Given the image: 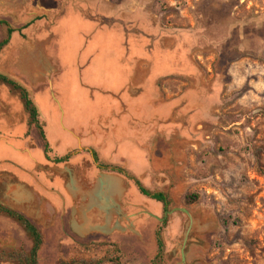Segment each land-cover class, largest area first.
Wrapping results in <instances>:
<instances>
[{
    "label": "rangeland",
    "instance_id": "obj_1",
    "mask_svg": "<svg viewBox=\"0 0 264 264\" xmlns=\"http://www.w3.org/2000/svg\"><path fill=\"white\" fill-rule=\"evenodd\" d=\"M76 12L91 19L103 17L100 12L113 15V28L120 33L101 34L97 44L111 53L130 46L178 49L177 55H154L188 68L181 73L180 67L170 65L158 83L160 99L190 96L193 91L194 109L202 106L189 114L192 147L187 166L181 164L183 152L172 151V158L162 162L165 176L183 178L187 171L189 199L181 201L193 216V226L185 260L181 248L189 220L177 212L160 223L164 251L155 264H264V0H0V20L8 25H0V42L8 28L22 36L16 55L9 53V44L1 51L0 73L27 87L57 154L63 153L57 138L65 136L63 122L52 119L54 112L62 117L55 56L73 50L77 30H91L78 27L74 17L62 19ZM150 62L142 57L136 61L140 80L150 72ZM10 96L20 101L11 92ZM38 142L42 143L37 134L34 144ZM7 175L0 171L1 203H7L8 188L16 183ZM175 208L170 204L168 211ZM177 218L181 223L176 233ZM5 228H11L17 242L26 238L18 222L0 216V229ZM166 231L170 238L166 239ZM53 237L38 254L40 264H54L57 239ZM105 245L80 246L76 257L66 262L115 264L109 262L119 260L117 248L99 255L98 247ZM128 250L127 255L122 252L123 263L136 260ZM16 253L27 252L24 246L0 241V264H13L10 256Z\"/></svg>",
    "mask_w": 264,
    "mask_h": 264
},
{
    "label": "crops",
    "instance_id": "obj_2",
    "mask_svg": "<svg viewBox=\"0 0 264 264\" xmlns=\"http://www.w3.org/2000/svg\"><path fill=\"white\" fill-rule=\"evenodd\" d=\"M100 13L103 17L99 19L83 17L79 12L66 13L62 18L74 17L78 27L91 28L77 30L73 50L59 58L55 56L62 117L54 112L52 119L57 124L63 122L65 137L57 138L62 154H57L51 144L40 110L39 122L45 139L35 125H29L22 103L12 99L7 87L0 86V171L16 181L8 188L7 203L0 204L23 215L41 232L43 245L39 255L48 238L55 236L54 264L74 259L80 246L98 243H106L105 247H98L99 255L101 251L106 253V249L117 248L119 261L123 260L122 252L127 255L128 249H132L129 254L136 260L127 263L121 260V264H152L158 254L156 233L162 225L147 212L162 218L164 206L142 195L134 180L113 172L111 167L124 169L148 191L164 193L170 204L182 208L181 200L188 196L187 171L183 178L165 176L162 162L165 164L172 158V151L183 152L181 164L187 166L192 147L189 114L202 106L194 109L192 90L190 96L160 99L158 83L170 65L180 67L181 73L188 68L154 55H177L178 49L149 51L130 46L126 51L118 49L111 53L109 48L97 45L98 36L120 31L113 28V15ZM21 37L19 33L12 35L9 53L16 55ZM140 57L151 61L150 72L141 80L136 75L140 65L136 61ZM28 66L32 71L31 62ZM167 120L170 122L165 123ZM36 133L42 142L37 145ZM68 155L67 161L56 162ZM100 164L109 168L102 169ZM180 223L179 218L174 220V232L177 233ZM167 235L166 239L171 233ZM16 238L11 228L0 229L2 243L24 246L29 253L33 243L27 235L23 242H17ZM38 262L42 259L38 258Z\"/></svg>",
    "mask_w": 264,
    "mask_h": 264
},
{
    "label": "trees",
    "instance_id": "obj_3",
    "mask_svg": "<svg viewBox=\"0 0 264 264\" xmlns=\"http://www.w3.org/2000/svg\"><path fill=\"white\" fill-rule=\"evenodd\" d=\"M0 25L8 26L7 23L3 22V21H0ZM13 32H14L13 29L8 28L7 38L0 43V53L4 49V47L8 45ZM0 86L8 87L11 93H13L14 95L19 97V99H20V101L24 107L25 112L28 114L29 125L30 126L35 125L37 127V129L40 131L41 138L45 139L43 126L39 122V110H38L37 106L35 105V103L33 102V100L30 98V95L27 92V90L23 86H21L19 83H17L16 81H13L9 77H7L1 73H0ZM47 151H48V146L46 145L45 152L47 153ZM93 155H94L95 161L98 162L96 154L94 153ZM69 157H70V155H68L62 159H56V162L60 163L63 161H67V159H69ZM99 167L102 169L109 168V166L102 165V164H100ZM111 170L113 172L123 174V175L127 176L128 178L134 180L136 186L138 187V189L142 195H144V196H146L152 200H155L157 202L162 203V205L164 206V211L169 210L170 202H169V199H168L166 194H164V193H153V192L148 191L138 180L132 178L122 168L111 167ZM187 199H189V196L187 197ZM0 215L6 216L7 218H10V219L18 222L20 224V226L22 227V229L24 230V232L26 233V235L28 236V238L33 243V247L28 254L27 253H16V254H12L10 256L12 262H14L13 264H39L38 252L40 251V249L43 245V236H42L41 232L23 215L15 212L14 210H12L10 208L5 207L2 204H0ZM160 231L161 230H159L156 233V239H157V245H158V254L156 255V257L152 261V264H155L158 260L161 259V256H162L163 251H164V243H163V240L161 238ZM110 262H113L115 264H121L119 260H114V261L111 260ZM72 263L73 262L60 261L58 264H72Z\"/></svg>",
    "mask_w": 264,
    "mask_h": 264
},
{
    "label": "water",
    "instance_id": "obj_4",
    "mask_svg": "<svg viewBox=\"0 0 264 264\" xmlns=\"http://www.w3.org/2000/svg\"><path fill=\"white\" fill-rule=\"evenodd\" d=\"M177 212H181L183 213L189 220V228L185 234V239H184V243H183V246L181 248V256H182V259L185 260V247H186V244H187V241H188V238H189V234H190V231L192 229V226H193V216L192 214L186 209V208H175L171 211H166L164 212V217L163 218H159L157 216H154L153 214L147 212V214L153 218H155L156 220H158L160 223H163L165 221V219L174 214V213H177Z\"/></svg>",
    "mask_w": 264,
    "mask_h": 264
},
{
    "label": "flooded vegetation",
    "instance_id": "obj_5",
    "mask_svg": "<svg viewBox=\"0 0 264 264\" xmlns=\"http://www.w3.org/2000/svg\"><path fill=\"white\" fill-rule=\"evenodd\" d=\"M6 26V25H5ZM28 27V25H25L23 28L25 29V28H27ZM11 29H13V28H11ZM14 30V32L12 33V35L14 34V33H21V31H19V30H16V29H13ZM7 31H8V29H7ZM12 35H11V38H12ZM7 38V37H6ZM11 38H10V40H11ZM10 42V41H9ZM1 43V42H0ZM9 44V43H8ZM6 47V46H5ZM10 79H12L13 81H16V80H14L13 78H10ZM17 82V81H16ZM17 83H19V82H17ZM21 85V84H20ZM22 86V85H21ZM6 87V86H5ZM26 90H27V92L29 93V95H30V92H29V90L27 89V87H25V86H23ZM8 88V87H7ZM9 89V88H8ZM10 91V90H9ZM30 98L32 99V97H31V95H30ZM20 100V99H19ZM33 100V99H32ZM21 102V101H20ZM33 102H34V100H33ZM35 103V102H34ZM35 105L37 106V104L35 103ZM24 108V107H23ZM37 108H38V106H37ZM39 110V109H38ZM25 111V110H24ZM166 212V211H165Z\"/></svg>",
    "mask_w": 264,
    "mask_h": 264
}]
</instances>
